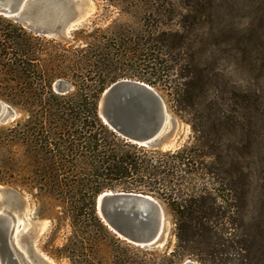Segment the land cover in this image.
Instances as JSON below:
<instances>
[{
    "label": "trees",
    "instance_id": "trees-1",
    "mask_svg": "<svg viewBox=\"0 0 264 264\" xmlns=\"http://www.w3.org/2000/svg\"><path fill=\"white\" fill-rule=\"evenodd\" d=\"M187 36L183 30L156 29L149 36L155 48L140 57L134 46L117 49L114 39L95 38L85 58L67 62L45 35L0 15V99L30 117L27 125L17 120L0 127L10 133L0 136V149L30 148L35 140L32 156L46 158L34 162L37 185L86 222V260L71 259L72 264H264V194L261 216L253 220L259 225L258 238L242 233V202L250 189L261 191L264 185V150L254 140L256 127L264 123V101L247 94L243 102L238 94L234 103L221 102L212 69L202 67ZM136 58L141 63L130 78L170 99L172 109L193 129L191 145L175 151L140 147L101 119L102 94L129 75L124 61ZM71 77L79 86L72 94L59 95L54 84ZM76 151L86 154V180L63 179L70 166L56 157ZM116 189L151 195L163 205L176 225L172 252L151 260L129 257L142 251L121 241L97 212L99 195ZM109 240L119 249L106 257L103 248Z\"/></svg>",
    "mask_w": 264,
    "mask_h": 264
},
{
    "label": "rangeland",
    "instance_id": "rangeland-1",
    "mask_svg": "<svg viewBox=\"0 0 264 264\" xmlns=\"http://www.w3.org/2000/svg\"><path fill=\"white\" fill-rule=\"evenodd\" d=\"M71 5L77 16L76 27L66 36H45L53 42L54 50L64 61L85 58L87 46L95 38L103 37H109L110 42L114 39L112 44L117 49L123 45L134 46L139 50L136 57H140L155 48L156 44L149 36L156 29L158 32L183 30L188 35L187 46L192 47L202 67L212 69L221 102L225 98L234 103V97L238 94H241L243 102L247 94H257L264 101V0H71ZM127 60L124 61V68L129 71V75L118 81L137 80L130 78V74H136L131 70L138 68L141 61L138 58ZM76 85L79 86V83L71 77L59 79L54 88L59 95H67L75 92ZM164 100L169 113L162 134L166 144L157 148L175 151L191 145L195 136L191 125L172 109L170 99ZM16 112L18 116L15 121L0 127H11L17 120H22L26 125L30 122L28 114ZM24 131L28 134L27 130ZM256 131L260 136H255L254 140L259 144L261 142L260 147L264 150V123L256 127ZM9 135L8 131L0 132L2 137ZM45 136L51 137L52 134L45 133ZM31 140L30 148L32 144L37 145L35 140ZM38 145L41 143L38 142ZM27 146L0 149V180L3 181L0 182V203L3 204V210L16 218L17 246L29 257L30 264L35 263V254L50 264H72L71 259L85 262L86 222H80L77 215L57 199V195H50L40 189L34 162L46 158L42 155L32 156ZM67 154L62 158L56 157L57 160H66L70 166L62 172L63 179L86 180V154L81 151ZM261 177L264 182V172ZM263 194L264 185L261 191L250 189L246 202H242V233L250 240L258 238L259 225L254 224L253 220L261 216L259 202ZM175 229V220L166 212L160 242L146 248L132 244L142 252L133 251L129 257L139 256L151 260L172 252L177 244ZM108 244L103 248L106 257L119 249L118 244L111 240ZM19 259L21 264H27L21 257Z\"/></svg>",
    "mask_w": 264,
    "mask_h": 264
},
{
    "label": "water",
    "instance_id": "water-1",
    "mask_svg": "<svg viewBox=\"0 0 264 264\" xmlns=\"http://www.w3.org/2000/svg\"><path fill=\"white\" fill-rule=\"evenodd\" d=\"M0 15L16 19L41 35H69L77 16L71 0H0ZM56 84V87L59 85ZM103 122L124 139L143 147H163L162 134L168 122V107L149 84L120 80L110 85L99 101ZM17 112L0 99V125L17 119ZM97 212L105 225L121 239L146 248L157 245L164 232L166 211L151 195L105 191L97 198ZM17 221L0 203V264H27L29 257L15 241ZM36 256L35 263L50 264ZM186 264H197L191 260Z\"/></svg>",
    "mask_w": 264,
    "mask_h": 264
}]
</instances>
